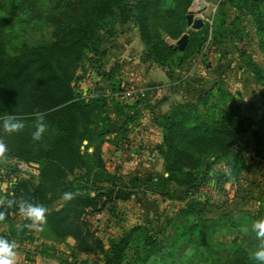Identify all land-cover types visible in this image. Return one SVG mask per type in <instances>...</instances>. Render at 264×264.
Instances as JSON below:
<instances>
[{"label": "trees", "instance_id": "16d2710c", "mask_svg": "<svg viewBox=\"0 0 264 264\" xmlns=\"http://www.w3.org/2000/svg\"><path fill=\"white\" fill-rule=\"evenodd\" d=\"M31 1L37 12L51 17V39L48 43L26 47L24 52L15 55L7 43L5 30L14 22L13 16L0 15V143L3 156L8 160L36 164L38 181L34 184L31 180H21L0 195V210L5 212L0 228H7L0 230V238L10 241L30 238L28 233L33 223L23 218L19 226H14L13 219L21 216L20 202L42 204L48 209L46 220L36 225L47 241L61 243L70 238L74 259H79L83 253L101 252L104 254L102 264H123L127 251L133 240L138 241L139 234L143 239H150L149 229L136 227L126 231L120 238L109 240L108 248L104 250L99 240L85 230L83 219L86 212H112L118 201L129 199L139 184H143L166 201H184L186 210L181 211L182 215L198 208L197 215L203 216L201 209L205 205L189 199V193L209 168L199 169L193 155L218 157L234 154L232 150L237 135L244 132L245 126L253 124V118L242 114L239 96L220 88L221 81L199 86L194 90L191 102L175 103L168 113L157 118V126L164 132L158 151L163 157L167 176L134 177L125 182L106 170L102 147L104 144L124 146L129 125L140 120L144 110H150L151 90L144 91L145 97L132 106L116 101L115 95L121 91L122 82L120 63L115 61L110 70H102L107 58V49H104L107 40L100 31L108 29L109 41L117 35L116 25L134 27L146 48L145 59L157 63L173 79L176 68H180L206 42L207 28L189 34L182 50L167 47L160 30L167 32V28H179L194 0ZM234 1L240 9L239 15L229 19L222 13L219 22H215L213 44L232 42L233 34L238 31L236 23L243 21L245 15L252 17L264 37V12L258 9L264 0H227L225 3L230 5ZM230 30L233 33L229 35ZM227 54L228 50H225L221 56ZM83 58L99 71L98 75L110 88L109 94L103 90L97 93L96 88L91 98L79 96L72 84L79 79L77 70ZM247 67L258 80L264 79L259 66L251 59L247 61ZM219 95L228 98L227 102H231L228 110L234 112H222L220 108L217 116L212 117L210 112L213 114L224 102H214ZM261 99L264 110V86ZM37 112L44 115L47 131L41 140L34 141L31 133ZM9 116L23 120V130L5 132L2 121ZM115 120L119 126L114 124ZM77 173L80 174L77 176ZM65 192L73 194L71 200H63ZM8 199L15 200L16 204L8 207ZM59 201V206L52 208ZM189 234L187 237L200 242L194 231ZM92 238L94 240L90 242ZM239 261V264L248 263L245 258Z\"/></svg>", "mask_w": 264, "mask_h": 264}, {"label": "rangeland", "instance_id": "374dc122", "mask_svg": "<svg viewBox=\"0 0 264 264\" xmlns=\"http://www.w3.org/2000/svg\"><path fill=\"white\" fill-rule=\"evenodd\" d=\"M49 1L44 0V2ZM31 2V0H0V15L11 14L14 19V22L5 30L7 43L15 55L24 52L26 47L48 43L51 39L53 29L51 17L37 12ZM225 2L227 0H194L186 15L191 13L196 21L200 20L202 23L200 28H193V24L188 25L185 15L179 28H167L169 34L161 29L160 34L167 47L177 48V42L184 33H187L189 38V34L194 31L207 28L206 42L180 68H176V72L184 70V67L191 73L201 72L203 68L208 69L209 76L200 80L199 86H209L214 80L221 81L220 88L239 96L242 114L252 117L253 124L250 127L245 126L244 132L237 135L236 145L232 150L234 154L218 157L193 155L199 169L209 168L202 173L197 185L189 193V199L205 205L201 209L203 216L197 215L198 208H194L189 214L182 215L181 211L186 210L184 201H166L150 192L151 190H147L143 184H139V188L129 199L118 201L112 212L108 210L86 212L83 219L86 223L85 230L94 239L99 240L104 250L108 248L109 240L120 238L126 231L136 227L149 229L150 239H143L142 234H139L138 241L133 240L127 251L123 264H239L240 258H245L247 264H258L250 258L249 250H255L260 243L251 230V226L264 217V110L261 107L264 79L261 78L260 81L252 74L247 67V61L251 59L256 63L263 74L261 76L264 77V37L257 30L252 17L245 15L242 16L243 21L236 23L235 28L238 31L233 34L232 42L222 45L213 44L212 40L216 32L215 22L216 20L219 22L222 13L229 19L239 15L237 1L231 2L230 5ZM258 9L264 12V1ZM121 28V25H116V38L122 32ZM123 28L128 36L129 25ZM107 30L106 28L100 31L101 36L107 40H105L104 49L110 46ZM228 33L232 34L233 30ZM225 50H228V54L221 56ZM105 62L102 70H110L113 61L106 59ZM79 66L77 74L82 84L80 85L77 80L78 82H73L72 86L82 98L87 90L86 86H84L85 90L82 88L85 85L82 80L86 76L95 75L99 78L101 76L98 75V70L89 66L88 59L83 58ZM93 90H96V86H93ZM90 94L94 96L95 93ZM218 100L224 102L213 114L210 112L212 117L214 114L217 116L220 108L222 112L231 114L234 112L228 110L231 100L228 103V98L223 95L215 97L214 102ZM209 105L210 103L207 104ZM140 120L129 125L123 146L126 150L123 152L120 150L122 154L115 155L111 149L113 145L104 144L103 148L108 149L105 151L107 166L112 168L117 160H129L131 156L133 158L137 150H142L140 146L143 130ZM114 124L120 125L116 120ZM158 146H156L157 160L161 168L158 167L157 171L149 173H135L127 177L125 182L134 177L167 176ZM3 154L4 152L0 151L2 163L0 165V195L8 192L12 185L21 180H31L36 184L38 181L36 164L10 161ZM147 160L148 157L142 158L141 162H147ZM202 162L203 165H201ZM18 168L20 171H16ZM110 174L118 175V173ZM33 227L35 228L36 224H33ZM181 230L185 233H181ZM192 231L200 238V242L191 239L190 236L187 237ZM93 238L90 242L94 240ZM72 245L73 241L70 238L61 243L49 241L47 246L49 248L45 252L47 256L49 255L48 264H102L104 254L101 252L83 253L79 259H74L70 248ZM138 258H141L140 261H136Z\"/></svg>", "mask_w": 264, "mask_h": 264}, {"label": "crops", "instance_id": "0c3cea01", "mask_svg": "<svg viewBox=\"0 0 264 264\" xmlns=\"http://www.w3.org/2000/svg\"><path fill=\"white\" fill-rule=\"evenodd\" d=\"M122 26V25H121ZM122 26L118 37L110 39V44L107 48V58L113 62L120 63V77L130 88L138 91L150 92V110H144L140 120L141 129L143 130V140L140 147L142 150H137L133 158L129 160L116 161L112 168L106 163V149L102 147V158L105 162V168L110 173H118L119 177L126 180L127 177L135 173H149L157 171L161 168L160 162L157 160L158 152L156 146L161 144L163 131L157 126V118L162 114L168 113L175 103L191 102L193 100L194 90H197L199 84L209 76L208 69H202L201 72L191 73L184 67V70L176 73L175 78L170 79L167 72L153 61L145 59L146 48L140 41L136 29L129 26L127 32ZM127 36V37H126ZM136 44V45H134ZM98 84L95 85L98 89L97 93L102 90L107 93L108 84L99 78ZM86 89L84 85L82 86ZM101 90V91H100ZM78 92V91H77ZM108 145V144H107ZM125 148V147H124ZM121 146H112L114 154H122L120 150H126ZM148 157L147 162H141L142 158ZM2 189V187H1ZM3 191V190H2ZM61 201L53 204L52 208L59 206ZM24 221L23 217L16 216L13 219V225L19 226ZM31 239H16L15 241V262L14 264H48L49 259L45 254L48 242L41 231V228L36 225L34 228H29ZM0 230H7L6 227H1Z\"/></svg>", "mask_w": 264, "mask_h": 264}, {"label": "clouds", "instance_id": "9594fccd", "mask_svg": "<svg viewBox=\"0 0 264 264\" xmlns=\"http://www.w3.org/2000/svg\"><path fill=\"white\" fill-rule=\"evenodd\" d=\"M2 127L5 132L18 133L25 127L23 120L16 116H9L2 121ZM33 131L31 133L34 141L42 139L43 134L47 131V123L43 114L37 112L35 114V123L33 125ZM0 151H3V146L0 145ZM73 194L71 192H65L62 194V198L65 201L71 200ZM8 207L16 204L13 199L6 201ZM21 216L31 221L33 224H43L46 220V213L48 209L42 204H34L27 201H22L18 205ZM5 219V212L0 210V221ZM251 230L255 233L257 240L260 242L255 250H249V256L251 259L258 262V264H264V217H261L255 221ZM15 241H10L6 238H0V264H14L15 262Z\"/></svg>", "mask_w": 264, "mask_h": 264}, {"label": "built area", "instance_id": "2783aa9c", "mask_svg": "<svg viewBox=\"0 0 264 264\" xmlns=\"http://www.w3.org/2000/svg\"><path fill=\"white\" fill-rule=\"evenodd\" d=\"M98 81L99 77L95 75L86 76V78L82 80L83 84H85L84 86L87 88L82 98L88 99L92 97L90 93L95 92V90H93V86L95 87V84H97ZM79 84L81 85L82 83L79 81ZM120 88L121 91L115 95V98L121 104H134L139 99L145 97L144 91L133 90L132 88H129V86H126L124 81L121 82ZM90 90L92 92H90ZM97 216L99 217L100 215Z\"/></svg>", "mask_w": 264, "mask_h": 264}, {"label": "water", "instance_id": "95a60500", "mask_svg": "<svg viewBox=\"0 0 264 264\" xmlns=\"http://www.w3.org/2000/svg\"><path fill=\"white\" fill-rule=\"evenodd\" d=\"M186 20H187V24H188V25H192V24H193V28H196V29L200 28V26L202 25L201 21H200V20H199V22L196 21V20L194 19V16H193L191 13H188V14L186 15ZM187 41H188V34H187V33H184V34L179 38V40H178V42H177V48H178L179 50L184 49V47H185L186 44H187Z\"/></svg>", "mask_w": 264, "mask_h": 264}]
</instances>
